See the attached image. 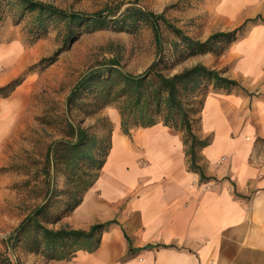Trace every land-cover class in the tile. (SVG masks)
I'll list each match as a JSON object with an SVG mask.
<instances>
[{
    "label": "crops",
    "instance_id": "crops-1",
    "mask_svg": "<svg viewBox=\"0 0 264 264\" xmlns=\"http://www.w3.org/2000/svg\"><path fill=\"white\" fill-rule=\"evenodd\" d=\"M217 12L247 30L224 75L238 87L203 101L212 137L198 164L208 178L188 167L179 134L158 123L125 135L114 112L106 163L65 219L83 230L113 223L93 251L50 264H264V0H222ZM13 77L0 73V86ZM18 90L0 97V165L24 109L13 101Z\"/></svg>",
    "mask_w": 264,
    "mask_h": 264
},
{
    "label": "trees",
    "instance_id": "trees-1",
    "mask_svg": "<svg viewBox=\"0 0 264 264\" xmlns=\"http://www.w3.org/2000/svg\"><path fill=\"white\" fill-rule=\"evenodd\" d=\"M136 3L137 0L131 1L123 9L124 3L110 4L92 13L69 12L39 0H0V8L13 11L17 23L26 19L27 32L33 38L45 35L50 24L59 26L63 39L68 40L75 36L77 28L134 32L140 23L147 22L159 55L162 23L179 39L172 49L180 47L183 57L214 51L220 41L233 40L246 26L244 23L231 32H214L200 40L172 24L163 12L156 13ZM223 51L222 48L219 52ZM160 60L134 74L125 71L117 57L104 58L73 85L65 100V111L68 114L74 109L81 118L77 123L67 118L64 137L47 149L40 173L45 186L42 202L14 228L9 236L13 245L20 243L23 249L41 255L47 262L70 261L79 250L93 251L98 247L100 233L113 221L94 223L83 230L72 228L62 220L73 213L94 185L112 148L110 121L83 126L85 118L107 106L117 110L119 127L125 135H130L134 128H148L158 123L181 133L185 156L189 158L188 167L198 173L200 179L208 178L197 162V154L209 142L195 135L194 116L202 110L208 86L214 91L230 90L238 87V83L202 63L165 74L159 67ZM22 78H13L0 86V97H8L20 86ZM55 224L60 225L48 226Z\"/></svg>",
    "mask_w": 264,
    "mask_h": 264
},
{
    "label": "rangeland",
    "instance_id": "rangeland-1",
    "mask_svg": "<svg viewBox=\"0 0 264 264\" xmlns=\"http://www.w3.org/2000/svg\"><path fill=\"white\" fill-rule=\"evenodd\" d=\"M39 1L69 12L92 13L116 3H124L123 9L134 0ZM221 1L137 0L136 5L156 13L163 12L184 33L204 40L214 32H231L238 26L219 17L217 11ZM12 13L0 8V73L3 76L11 73L13 78L23 77L13 101L23 104L24 109L17 116V135L6 142L7 161L0 165V264H50L41 255L23 249L20 243L13 245L9 236L21 219L42 202L45 186L40 173L47 149L64 137L67 118L74 123L81 118L74 109L68 114L65 111L66 97L81 75L111 56L119 59L125 71L134 74L143 72L161 58L159 67L165 74L171 75L195 63H202L226 75L233 65L230 49L247 29L238 32L233 40L220 41L214 51L183 57L180 47L172 49L179 39L161 23L160 56L147 22L140 23L134 32L110 28L84 31L77 28L75 36L68 40L63 39L59 26L50 24L45 35L33 38L27 32L26 19L17 23ZM222 48L224 51L221 53ZM228 53L230 56L226 58ZM205 92L208 96L218 91L208 86ZM114 112L117 110L113 106H107L94 116L85 118L83 126H97L110 121L109 126L113 130ZM200 116L201 112L194 116L193 131L200 140L210 141L212 133L203 131ZM171 131L183 138L178 131ZM199 153L198 163L201 159ZM66 218L62 223L66 224Z\"/></svg>",
    "mask_w": 264,
    "mask_h": 264
}]
</instances>
